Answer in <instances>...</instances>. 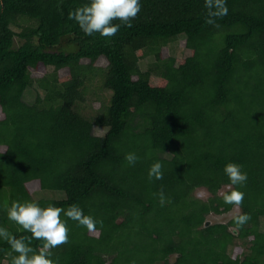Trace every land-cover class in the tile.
<instances>
[{
  "label": "trees",
  "instance_id": "obj_1",
  "mask_svg": "<svg viewBox=\"0 0 264 264\" xmlns=\"http://www.w3.org/2000/svg\"><path fill=\"white\" fill-rule=\"evenodd\" d=\"M88 2L0 0V227L28 242L8 219L13 201L77 205L102 223L89 232L62 212L69 241L48 250L58 264H264V0H227L214 24L205 0H140L110 38L68 19ZM181 37L185 56H164ZM99 92L107 103L84 118L77 105ZM157 161L163 178L150 180ZM229 162L247 173L242 187ZM236 188V213L208 221L235 208L223 194ZM14 255L0 240V264Z\"/></svg>",
  "mask_w": 264,
  "mask_h": 264
},
{
  "label": "clouds",
  "instance_id": "obj_2",
  "mask_svg": "<svg viewBox=\"0 0 264 264\" xmlns=\"http://www.w3.org/2000/svg\"><path fill=\"white\" fill-rule=\"evenodd\" d=\"M205 7L208 9V24H214L215 18L228 14L227 0H205ZM141 11L140 0H89L81 7H77L69 12L68 19L73 20L86 36H93L98 33L101 37H113L121 26L132 27V20ZM119 20L120 23H113ZM125 160L129 166H134L138 160L135 153H127ZM224 174L228 177L230 184L242 187L248 177L242 171V166L229 162L223 168ZM149 179L163 178L162 164L157 161L153 163L148 171ZM245 193L233 189L223 194V202L239 208L244 200ZM161 205L165 202L163 192L160 193ZM67 218L76 221L79 226H83L89 232L97 230V223L93 217L85 215L83 210L72 205L66 211L49 205L41 207L35 201H25L23 203L13 201L7 209V216L10 221L15 222L24 231L31 233V240L42 241V249L39 252L30 247L31 240L25 241L23 237L17 238L10 234L7 229L0 227V240H5L11 247L14 255L11 264H58L50 256V249L69 241V229L67 222L62 219L61 213ZM250 217L248 214H241L234 218L237 227L243 226Z\"/></svg>",
  "mask_w": 264,
  "mask_h": 264
},
{
  "label": "rangeland",
  "instance_id": "obj_3",
  "mask_svg": "<svg viewBox=\"0 0 264 264\" xmlns=\"http://www.w3.org/2000/svg\"><path fill=\"white\" fill-rule=\"evenodd\" d=\"M183 38H179L177 41L175 42H171L169 43L166 48L163 49V55L164 56H172L174 58H178L180 59L182 56H185V52H184V49H183ZM152 63V59H146L145 61H143V63H140V67L142 70H145L148 66H150L149 64ZM94 86H91L89 88V90L93 89L94 91L97 92L96 89L93 88ZM37 93H36V90L33 88V89H29L25 95H24V100L27 102V103H32L36 97ZM98 96L100 98V100L95 101L93 100V97H87L85 103L83 104H79L77 105L76 107V111H78L84 118L86 119H92V117L96 114V111H98L97 109L101 107V104H106L107 103V100L109 98V94L108 93H102L99 92L98 93ZM94 101V102H93ZM106 130L103 129V128H94L93 129V134L95 136H103L105 134ZM38 191V186L34 187L32 192H33V195H32V198L33 199H37L40 197L39 193H36ZM195 196L200 198L201 200L205 201L209 195L207 194V192L203 189H200V190H197L195 192ZM236 213V207L233 208L228 214L226 215H222V216H214V215H211V217L209 216L207 218L208 221H212V222H227V220L232 216V214H235Z\"/></svg>",
  "mask_w": 264,
  "mask_h": 264
},
{
  "label": "bare ground",
  "instance_id": "obj_4",
  "mask_svg": "<svg viewBox=\"0 0 264 264\" xmlns=\"http://www.w3.org/2000/svg\"><path fill=\"white\" fill-rule=\"evenodd\" d=\"M233 230V229H232Z\"/></svg>",
  "mask_w": 264,
  "mask_h": 264
}]
</instances>
